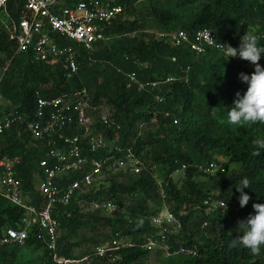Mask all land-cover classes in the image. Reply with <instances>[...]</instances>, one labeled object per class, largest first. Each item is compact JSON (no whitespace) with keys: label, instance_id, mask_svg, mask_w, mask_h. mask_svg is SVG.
I'll return each mask as SVG.
<instances>
[{"label":"trees","instance_id":"trees-1","mask_svg":"<svg viewBox=\"0 0 264 264\" xmlns=\"http://www.w3.org/2000/svg\"><path fill=\"white\" fill-rule=\"evenodd\" d=\"M165 1L184 10V16L179 17L163 0H121L125 13L107 29L112 40L99 44L93 54L82 52L80 74L71 79L60 65L34 64L28 53L16 54L17 44L0 22V71L7 69L3 102H10L0 105V117L19 113L33 119L38 95L54 99L87 90L97 105L113 110L120 129H110L108 136L119 132L122 143L144 158L146 148H151L146 157L162 167L158 175L149 164L140 175H109L96 191L84 195L83 199L91 203H114L121 212L112 216L102 210L85 213L77 201L58 207L55 216L62 224L56 251L59 258L87 259L84 262L92 261L91 264H140L150 253H161L166 264H264V63L252 65L254 54L264 56V30L256 36L249 32L251 20L264 17V0ZM13 3L11 0V8ZM151 20L163 33L186 31L191 38L200 30L211 29L242 62L232 66L211 64L209 58L220 51L210 48L198 55L188 46L174 48L164 40L152 38L144 32ZM256 41H261V52L256 49ZM133 73L140 83L157 86L151 91L140 89L130 79ZM157 96L164 97V102L159 103ZM174 120L179 123L174 124ZM153 121L159 125L156 133L139 136L135 132L137 122L144 125ZM21 130L14 128L0 136L10 141L0 152V160L21 159L19 177L31 204L42 208L46 202L34 190V174L38 170L34 162L39 163L47 147L33 142L29 133ZM217 152L228 159L229 167L236 169L229 171L226 166L225 171L215 174L203 172L201 167L208 169L211 164H218ZM180 170L185 172L182 187L172 177ZM199 173L210 174V180L197 183L195 177ZM123 177L129 182L119 180ZM158 180L162 181V188ZM213 200L214 204L224 202L237 208L212 211V205L206 202ZM150 202L159 205L160 210L154 213ZM164 206L182 224L181 230L169 236L171 243L175 248L195 249L196 256L169 257L162 251L144 248L156 233L150 219ZM126 214L134 221H129ZM26 216L25 210L0 197V238L10 228L20 229ZM83 228L94 232L110 230L109 241L129 238L133 246L105 257L97 256L91 249L76 257L75 245L69 241ZM37 233L38 228H33L24 246H0V264L32 263H18L19 250L24 248L43 250L47 264H59L55 253L51 254L37 239Z\"/></svg>","mask_w":264,"mask_h":264},{"label":"built area","instance_id":"built-area-1","mask_svg":"<svg viewBox=\"0 0 264 264\" xmlns=\"http://www.w3.org/2000/svg\"><path fill=\"white\" fill-rule=\"evenodd\" d=\"M10 4L11 0H0V22L10 39L16 42V54L28 53L34 64L60 65L68 79L80 74L79 57L82 52L93 54L99 44L112 40L107 35V29L126 10L121 0H14L12 8ZM160 38L174 48L188 46L198 55H203L210 48L226 54L231 52V48L219 42L211 29L198 31L194 38L186 31L161 32ZM173 61L176 62L177 58H173ZM6 70L0 71V105L4 99ZM130 79L146 91L157 86L140 83L135 73L130 75ZM38 96L33 119L19 113L0 117V136L14 128L20 131L24 129L33 142L46 143L47 151L39 162L34 185V190L46 205L39 208L31 204L18 174L20 158L0 160V197L27 212L20 229H8L5 236L0 238V246H24L33 228L37 227V239L47 246L51 254L55 253V261L59 264H77V261H67L56 255L62 224L55 216V210L77 201L81 209L90 206L108 216L121 212L112 202L91 203L83 197L94 189L96 191L109 175H140L148 166L143 155L122 143L119 132L108 136L110 129H120L113 118V110L104 104L97 105L87 90L63 94L54 99ZM156 100L163 103L165 98L157 96ZM178 123V120H174V124ZM200 169L204 171V167ZM208 170L207 173L211 174L225 171L218 164H211ZM177 172L185 175L184 170ZM158 183L162 188V181L158 180ZM163 197L166 198L165 195ZM210 202H206V205L213 207L214 200ZM215 204L218 208L228 207L224 202ZM150 221L156 233L149 238L145 249L162 251L169 257L197 255L195 249L184 246L175 248L171 243L169 236L181 230L182 224L167 206ZM131 246L133 244L127 240L115 237L98 247L96 253L105 257Z\"/></svg>","mask_w":264,"mask_h":264},{"label":"rangeland","instance_id":"rangeland-1","mask_svg":"<svg viewBox=\"0 0 264 264\" xmlns=\"http://www.w3.org/2000/svg\"><path fill=\"white\" fill-rule=\"evenodd\" d=\"M163 4L168 5V7H170V10H172L173 12H176L179 17L184 16L185 11L178 8L177 6H175L174 3L170 4L169 2H166L165 0H163ZM136 17H139V15H136ZM130 18L132 20L135 19V17H130ZM250 23H251L250 28H249L250 35L256 36V33H259V31L264 30V17L262 15L255 17L254 19L251 20ZM144 32L147 33L152 38L154 37L158 40H162L160 38V33L163 31L161 29H159L158 25L156 24V22L154 20H151L147 24ZM141 33H143V32H141ZM164 33H166V32H164ZM135 36H136V34L133 35V37H135ZM112 43H115V42L112 41L111 44ZM255 43H257V46H258V47H256L257 51L261 52V50H260L261 45H259L261 43V41H256ZM229 49H230V47H229ZM222 54H224V55H222ZM209 61H210L209 63H211V64L212 63L213 64L219 63L222 65L232 66V65L241 64L242 59L239 56H236L233 49H231V52L229 51V54L221 52L220 54H217L215 57L213 56L212 58H209ZM260 63H264V56L259 57L258 54H254V63L252 64L253 67L258 66ZM3 105L4 106L10 105V102L7 101V99H6V102L4 101ZM158 129H159V125H158L157 121H153L151 123H145L144 125L140 122H137L135 132H137L140 136L141 133L154 134L158 131ZM9 145H10L9 140H5L3 138H0V152L4 148L8 147ZM30 147L37 148V146L34 144H30ZM184 149H186V147H184ZM150 150H151V148H146V151H144V155L146 158L145 160L147 162V166L149 164V166H151V168L153 169L154 174L158 175L161 172L162 167L159 165H153V162L146 157V153H148V151H150ZM215 156H216L215 158H217V160L219 161L218 165L220 167L226 168V166H227L229 171L236 169L235 166L229 167L228 159L226 157H224L222 154H220L219 152H217V154H215ZM37 164H38V162L35 161L34 167H36ZM203 172L207 173V172H209V170L208 169L206 170V168H204ZM172 177H173L175 183H177L179 187H182V185L184 183V176H183L182 172H177V173L173 174ZM210 178H211L210 174L208 175V174H200L199 173L196 175L195 181L197 183H204V182H208L210 180ZM119 180L123 181V182H129V180L127 178H124V177L120 178ZM126 199L128 201H131V199H129V197ZM149 207L151 210L154 211V213L158 212L161 208L159 205L152 203V202L149 203ZM213 207H214V210H216V208H218V205L214 204ZM83 208H84L83 211L85 213L89 212V211H95L94 209L90 208V206L83 207ZM227 208L231 211H234L237 207L229 205ZM119 210L121 211V209H119ZM126 217L128 218L129 221L133 220V218L127 214H126ZM111 237H112V231L107 230V229H101V231H99V232H94V231H91L87 228H83L78 233V235H76L75 237H72L70 239L69 243L75 245V247L73 248L75 256L76 257H82V255H84L89 249H91L93 252L96 251V249L101 244L109 242V239ZM90 240H92V241H90ZM93 240H94V242H93ZM88 242H91V243H88ZM127 242H129V244H133L132 239L128 238ZM19 253H20V256H19L20 259H19L18 263L19 262L24 263V262H26V260H28V261L32 260L31 261L32 263L29 262V264H47L46 257H45L43 250H34L31 248H24L23 250L22 249L19 250ZM165 260H166V257L161 253H158V254L157 253H150L148 258H146L140 264H166ZM84 261H85V259L77 261V264H91L92 263V261H88V262H84Z\"/></svg>","mask_w":264,"mask_h":264},{"label":"crops","instance_id":"crops-1","mask_svg":"<svg viewBox=\"0 0 264 264\" xmlns=\"http://www.w3.org/2000/svg\"><path fill=\"white\" fill-rule=\"evenodd\" d=\"M36 143H38V145H40V144L43 143L42 146H45V148L47 147V146H46V143L43 142V141H41L40 143H39V142H36ZM46 151H47V148H46V150H45V152H44L43 158L45 157ZM43 158H42V159H43ZM42 159H41V160H42ZM41 160H40V161H41ZM40 161H39V162H40ZM38 172H39V163H38V170H37V172L34 174V179H35V176H36V174H37ZM34 181H35V180H34ZM34 183H35V182H34ZM34 185H35V184H34Z\"/></svg>","mask_w":264,"mask_h":264},{"label":"clouds","instance_id":"clouds-1","mask_svg":"<svg viewBox=\"0 0 264 264\" xmlns=\"http://www.w3.org/2000/svg\"><path fill=\"white\" fill-rule=\"evenodd\" d=\"M224 168V167H223ZM225 170V169H224ZM217 173V172H216ZM215 201V200H214ZM228 206V205H227ZM217 209V208H216ZM225 209V208H224ZM228 209V208H227ZM214 210V207H213V209H212V211ZM211 211V210H210Z\"/></svg>","mask_w":264,"mask_h":264}]
</instances>
